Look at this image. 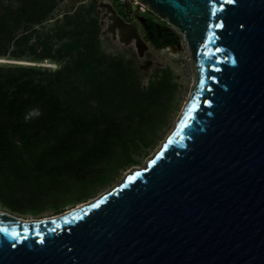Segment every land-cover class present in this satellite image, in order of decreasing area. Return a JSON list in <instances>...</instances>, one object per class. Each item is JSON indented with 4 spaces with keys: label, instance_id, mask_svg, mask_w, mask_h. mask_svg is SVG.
Returning a JSON list of instances; mask_svg holds the SVG:
<instances>
[{
    "label": "water",
    "instance_id": "95a60500",
    "mask_svg": "<svg viewBox=\"0 0 264 264\" xmlns=\"http://www.w3.org/2000/svg\"><path fill=\"white\" fill-rule=\"evenodd\" d=\"M138 1L191 51L182 114L91 201L39 219L0 210V264H264V0Z\"/></svg>",
    "mask_w": 264,
    "mask_h": 264
},
{
    "label": "trees",
    "instance_id": "16d2710c",
    "mask_svg": "<svg viewBox=\"0 0 264 264\" xmlns=\"http://www.w3.org/2000/svg\"><path fill=\"white\" fill-rule=\"evenodd\" d=\"M54 5V0H19L0 12V41L7 40L23 50L31 49L35 52L34 59H51L59 64L53 70L35 65L0 67L3 181L10 180V174L19 165L31 172L48 166L54 180L63 176L76 182L106 180L107 175L99 165L113 158L115 148L126 136L118 117L83 107L85 100L78 80L91 84L95 92L113 82L127 81L119 77L126 72L122 64L104 57L97 19L83 16L71 20L72 16H66L67 31L53 44L31 41L25 29L17 33L18 28L41 21ZM149 22L154 44L177 42V34L171 28ZM37 46L41 53L36 51ZM21 55L18 51L12 56ZM154 88L149 93L136 94L132 111L136 128L159 115L161 91ZM34 109H39L40 114L32 112ZM125 152L128 154V150Z\"/></svg>",
    "mask_w": 264,
    "mask_h": 264
},
{
    "label": "rangeland",
    "instance_id": "374dc122",
    "mask_svg": "<svg viewBox=\"0 0 264 264\" xmlns=\"http://www.w3.org/2000/svg\"><path fill=\"white\" fill-rule=\"evenodd\" d=\"M54 1V7L41 21L18 28L17 33L25 29L31 41L53 44L63 36V31H67L66 16H72L71 20L83 16L97 19L100 27L98 38L104 57L107 61L118 60L117 63L122 64L126 72L119 77L123 76L121 79L127 81L113 82L95 92L91 84L83 79L78 80L85 100L83 107L94 113L118 117L126 129V136L115 148L113 158L99 165L101 172L107 175L103 181L76 182L67 176L54 180L48 172V166L36 173L19 165L7 181H3L0 175V210L24 219L49 217L89 202L119 184L127 173L145 167L147 160L159 149L182 114L196 79L191 51L182 33L147 11L142 3L135 0ZM17 2L19 0H0V12L10 3ZM103 2H109L127 22L134 24L141 50L134 37L126 38L127 33L121 37L113 36L105 22L110 12ZM149 21L171 28L177 34V42L154 44L150 39ZM0 51L5 52L0 54L2 68L10 65H35L53 70L59 66L57 61L51 59H34L35 52L31 49L15 47L14 43H8L7 40L0 41ZM18 51L23 55L12 56ZM36 51L41 53L39 46ZM117 63L113 62L114 65ZM154 87L161 91L159 115L153 121L142 123L136 128L132 114L136 94L149 93ZM127 150L128 154L125 152Z\"/></svg>",
    "mask_w": 264,
    "mask_h": 264
},
{
    "label": "bare ground",
    "instance_id": "6f19581e",
    "mask_svg": "<svg viewBox=\"0 0 264 264\" xmlns=\"http://www.w3.org/2000/svg\"><path fill=\"white\" fill-rule=\"evenodd\" d=\"M136 2L140 3L138 0H135ZM105 22L107 24L108 27H110V29L112 30V34L113 36H118L121 37L125 31H124V27L121 26L120 24H117V22L112 21V16L110 14H108L105 18ZM134 37L133 35L128 37L127 39Z\"/></svg>",
    "mask_w": 264,
    "mask_h": 264
},
{
    "label": "clouds",
    "instance_id": "9594fccd",
    "mask_svg": "<svg viewBox=\"0 0 264 264\" xmlns=\"http://www.w3.org/2000/svg\"><path fill=\"white\" fill-rule=\"evenodd\" d=\"M34 113L36 114V115H39L40 113H39V109H34Z\"/></svg>",
    "mask_w": 264,
    "mask_h": 264
},
{
    "label": "snow or ice",
    "instance_id": "6c2138e0",
    "mask_svg": "<svg viewBox=\"0 0 264 264\" xmlns=\"http://www.w3.org/2000/svg\"><path fill=\"white\" fill-rule=\"evenodd\" d=\"M230 2H231V0H230Z\"/></svg>",
    "mask_w": 264,
    "mask_h": 264
}]
</instances>
